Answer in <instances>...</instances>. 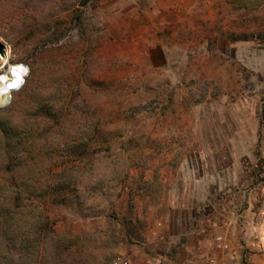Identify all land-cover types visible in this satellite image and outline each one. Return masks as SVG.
Here are the masks:
<instances>
[{
  "label": "rangeland",
  "instance_id": "rangeland-1",
  "mask_svg": "<svg viewBox=\"0 0 264 264\" xmlns=\"http://www.w3.org/2000/svg\"><path fill=\"white\" fill-rule=\"evenodd\" d=\"M24 1L0 0V110L34 56L51 113L83 98L98 120L57 147L60 183L28 194L70 264H264V41L228 39L263 31L264 4Z\"/></svg>",
  "mask_w": 264,
  "mask_h": 264
},
{
  "label": "trees",
  "instance_id": "trees-1",
  "mask_svg": "<svg viewBox=\"0 0 264 264\" xmlns=\"http://www.w3.org/2000/svg\"><path fill=\"white\" fill-rule=\"evenodd\" d=\"M16 1L17 4L25 3L29 7L24 0ZM45 1L40 0V3ZM259 2L264 4V0ZM57 3L50 1V10L59 7L61 12L70 11L77 18L78 26L83 25L82 16L78 10H72V4L64 2L59 6ZM23 20L25 22H22L21 27L26 31L28 21ZM59 29L60 25L56 23V34ZM228 39L232 42L255 39L264 41V30L230 34ZM35 60L33 56L27 63L29 75L21 90L13 97L11 105L0 110V150L2 156H6L0 160V184L3 185L0 193V264L72 263L71 246L63 244L58 232L46 228L41 205L34 204L28 194L41 199L46 195L39 189L41 181L50 183L52 180L54 186L60 183L56 178L59 174L52 168L57 147L63 143L71 144L74 136L84 139L88 129L97 127L98 122L93 120L91 105L83 98L69 102L65 113L59 118L52 114L50 100H46V96L56 95L59 88L53 86L44 74L40 78V70L48 62L39 66ZM24 76L21 73L22 80ZM8 85L4 84L3 89H14ZM11 94H3L0 108L9 103ZM9 118L14 124L10 123ZM32 123H38L39 127L33 136L34 140L30 134ZM28 228L32 230L28 231Z\"/></svg>",
  "mask_w": 264,
  "mask_h": 264
},
{
  "label": "clouds",
  "instance_id": "clouds-1",
  "mask_svg": "<svg viewBox=\"0 0 264 264\" xmlns=\"http://www.w3.org/2000/svg\"><path fill=\"white\" fill-rule=\"evenodd\" d=\"M19 68V71L16 68H13V75L16 77V79L8 85L9 88H16L18 87L20 84L23 83V80L21 78V73H23L24 75H26L29 71V69L25 66H17Z\"/></svg>",
  "mask_w": 264,
  "mask_h": 264
},
{
  "label": "bare ground",
  "instance_id": "bare-ground-1",
  "mask_svg": "<svg viewBox=\"0 0 264 264\" xmlns=\"http://www.w3.org/2000/svg\"><path fill=\"white\" fill-rule=\"evenodd\" d=\"M2 56V55H1ZM5 58V57H4ZM19 71V70H18ZM14 75H13V71L12 70H8L7 71V75H6V78H11V77H13ZM15 77V76H14ZM16 78V77H15ZM15 78H14V80H15ZM22 78V77H21ZM12 79V78H11ZM24 82V81H23ZM23 85V84H22ZM20 87H18L17 89H19Z\"/></svg>",
  "mask_w": 264,
  "mask_h": 264
},
{
  "label": "water",
  "instance_id": "water-1",
  "mask_svg": "<svg viewBox=\"0 0 264 264\" xmlns=\"http://www.w3.org/2000/svg\"><path fill=\"white\" fill-rule=\"evenodd\" d=\"M3 53H4V45L0 44V54H3ZM23 81H24V80H23ZM23 83H24V82H23ZM23 83H22V84H23ZM22 84H20L18 87H21ZM18 87L14 88L13 91H14V90H17Z\"/></svg>",
  "mask_w": 264,
  "mask_h": 264
},
{
  "label": "built area",
  "instance_id": "built-area-1",
  "mask_svg": "<svg viewBox=\"0 0 264 264\" xmlns=\"http://www.w3.org/2000/svg\"><path fill=\"white\" fill-rule=\"evenodd\" d=\"M218 241L221 242V238H218Z\"/></svg>",
  "mask_w": 264,
  "mask_h": 264
}]
</instances>
